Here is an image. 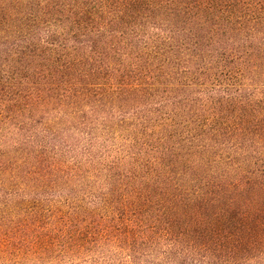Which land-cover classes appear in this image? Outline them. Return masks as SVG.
<instances>
[{
  "label": "trees",
  "instance_id": "trees-1",
  "mask_svg": "<svg viewBox=\"0 0 264 264\" xmlns=\"http://www.w3.org/2000/svg\"><path fill=\"white\" fill-rule=\"evenodd\" d=\"M0 264H264V0H0Z\"/></svg>",
  "mask_w": 264,
  "mask_h": 264
}]
</instances>
